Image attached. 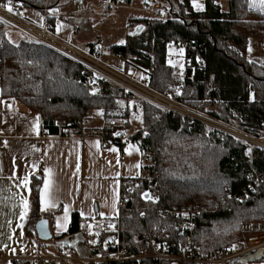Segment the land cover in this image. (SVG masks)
Masks as SVG:
<instances>
[{"label":"trees","instance_id":"1","mask_svg":"<svg viewBox=\"0 0 264 264\" xmlns=\"http://www.w3.org/2000/svg\"><path fill=\"white\" fill-rule=\"evenodd\" d=\"M44 1L12 0V3L43 9ZM62 1L66 0H57ZM150 1L164 10L166 18L133 20L135 28L142 26L143 31L139 35L128 33L125 43L113 46L112 53L148 74L145 82L155 90L251 135H264V67L248 56L250 39L264 40V14L250 10L248 0H229L227 12L221 9L219 0H204L201 12L192 8L191 0ZM175 6L178 12L174 11ZM54 20L52 17L51 21ZM2 28L0 24L2 92L28 110L39 112L49 134H59V122H66L83 136H110L117 129H125L119 125L112 127L111 122L123 118L116 100L129 101L131 97L105 81H99V91L93 94L76 63L29 40L13 42ZM171 44L184 47L182 75L168 63ZM87 47L98 54L96 45ZM145 105L144 130L134 133L129 141L137 143L144 157L150 156L152 164L143 166L142 175L134 179L136 191L128 195L120 209L123 242L132 244L138 235L149 233L156 226H168L170 235L177 240L173 217L160 218L158 213L206 205L210 211L198 219L195 235L200 253L213 257L241 244L244 239L241 223L264 219V184L238 201L226 199L223 187L227 185L233 193H240L247 186L248 147L229 134L197 122L189 124L171 114L156 118L157 111ZM91 111L103 112L102 128L85 126ZM116 144L123 150L126 143ZM252 159L254 168L264 171V150L255 148ZM157 183L161 186L159 199L155 202L144 199L142 194ZM40 188L41 181L34 179L33 225L43 217L39 211ZM214 199L216 206H212ZM81 225L82 220L75 214L68 232L56 240L81 235Z\"/></svg>","mask_w":264,"mask_h":264},{"label":"built area","instance_id":"2","mask_svg":"<svg viewBox=\"0 0 264 264\" xmlns=\"http://www.w3.org/2000/svg\"><path fill=\"white\" fill-rule=\"evenodd\" d=\"M105 2L104 5L112 7L125 4V8L132 11L142 12L145 8L151 11L155 10V4L146 0H130L120 5L112 2V0H106ZM4 4L6 3L0 1V24L3 26L2 29L6 32L17 31L26 40L52 50L67 61H78L79 65L86 69V87L90 92H95L98 89L99 81L109 82L119 86L121 91L127 95H133L141 101L156 107L159 109L160 115L171 114L173 117L186 119L189 124L197 122L229 134L237 143L248 147L250 150L249 164H253L252 157L255 148L264 150V135H251L217 118H213L207 113L192 109L186 103L158 93L156 90H152L150 85L136 79L134 73L126 75L125 70L113 68L98 56L88 59L81 54L82 48L61 38L55 32L51 22L53 15L49 13L47 7L44 8L43 25L39 26L28 18V9L23 4L19 2L12 3L13 11L11 13L2 6ZM76 5L82 10L90 8L88 3L86 5L81 0H77ZM57 125L60 136H72L73 130L66 122H59ZM111 126H116L115 122L112 121ZM114 133H120V135H114ZM129 139L130 135L125 129H117L110 136L100 137L104 147L116 143L125 144ZM2 148L3 142L0 139V150ZM255 169L253 165L248 170L247 186L240 193H233L229 186H224L225 198L230 201L248 198L260 185L264 184V171L257 172ZM250 177L251 179H249ZM136 188L134 179L124 178L122 180L118 203L119 209L125 206L128 195L134 193ZM160 188V184L157 183L150 187L146 193L157 201L160 196ZM216 205L217 202L214 199L212 206ZM209 211V206L206 205H189L169 212L158 213L160 218L173 217L177 240L170 235L168 226H156L149 233L138 235L132 244L124 243L121 238V220L118 216L98 221L99 226L90 235V241H95V243L88 242L85 246L87 249L85 255H74L70 248H66L64 245H56L51 255H18L11 258V261L13 264H44L48 262H58L60 264L79 262L82 264H105L108 262L147 264L149 261L153 264H235L236 261L246 255L264 250V219L244 221L240 225V230L244 234L241 244L236 245L234 250L232 247L223 254L204 257L200 253L195 235L198 219L209 213ZM183 213H187V215H182ZM110 223L114 225V229L108 227ZM96 233H99V235L97 236Z\"/></svg>","mask_w":264,"mask_h":264},{"label":"crops","instance_id":"3","mask_svg":"<svg viewBox=\"0 0 264 264\" xmlns=\"http://www.w3.org/2000/svg\"><path fill=\"white\" fill-rule=\"evenodd\" d=\"M90 2L94 3L92 0L86 1V3ZM123 9L129 10L128 8ZM73 12L63 13L58 11V14L62 16L60 17L61 21L73 24L66 17ZM133 20L138 19H131L130 22ZM52 23L57 33L58 21L56 17ZM59 36L70 41L61 34ZM86 43L84 47L73 44L82 49L87 45H96L99 49L98 54L101 56L100 41ZM183 48L171 44L169 57L181 55L184 61L183 65H185L183 53L180 52V49ZM115 57L122 62L121 68L109 64L107 61L106 63L121 70L128 67L132 68L123 59L116 55ZM259 63L257 62L258 65L264 67L263 62ZM132 69L138 79L144 80V82L147 80L148 75L144 71L134 67ZM184 71L185 67L183 73ZM0 101H3V103H0V139L3 142V148L0 150V264H13L11 258L18 255H51L56 245L67 243L71 245L70 249L74 255L87 254L85 246L90 241V235L93 234L94 229L99 226L98 221L119 216L118 203L122 180L124 178L138 179L142 175L143 166L148 165L140 146L133 141H128L122 150L117 144L104 147L100 141L101 136H83L76 134L74 131L71 137H62L58 133L49 134L43 126L41 114L37 111L28 110L15 98L4 95L1 85ZM37 116H39V134L33 130V124ZM86 127L88 129L102 128V126ZM128 134L131 137L134 133L129 131ZM5 141H7L8 147H4ZM97 141H99V147L96 146ZM33 146H35V149ZM112 147L119 150V163H117V153L108 150ZM137 148L139 149L138 152L135 150ZM125 149H128L131 155L126 154ZM77 157L79 158L78 172L76 169ZM13 162L16 164L15 168H13ZM137 163L140 164V168H136ZM33 164L36 165L35 168H33ZM44 168L52 170V195L59 202L55 209L42 212L52 234L51 240L39 239L35 228L38 221L33 225L31 220L34 202L33 181L34 179L40 180L41 188L43 187ZM14 171L17 174L16 178H10ZM117 173L119 175H116ZM25 175H29L30 192L23 187L16 186L19 179ZM116 194H118V202L115 209H113V199ZM21 195L29 200L31 206L27 218L23 221L19 218V197ZM64 204H71L72 210L67 231H58L56 220L57 217L62 216ZM81 211L85 212L86 218L80 215ZM101 212L104 213L103 216L99 215ZM75 214L79 215L82 220V234L74 239L56 240L57 237L68 232ZM18 224H22L23 227H17ZM88 225H92L91 233ZM28 230H30V234H28ZM9 236L12 238L8 239ZM4 245H7V247H4ZM13 249H15V252L12 251Z\"/></svg>","mask_w":264,"mask_h":264},{"label":"rangeland","instance_id":"4","mask_svg":"<svg viewBox=\"0 0 264 264\" xmlns=\"http://www.w3.org/2000/svg\"><path fill=\"white\" fill-rule=\"evenodd\" d=\"M81 1L83 3H86V1L88 0H81ZM92 1L94 3L92 2L90 3L94 4L93 7L90 10L83 13V12H80L78 8L76 10L75 0H71V1L66 0L62 2H57V0H45L43 3V9H34L33 7L28 8V18L30 20H33L37 25L42 26L43 25L42 17L44 13V8L47 7L49 9V13L57 18V21H58L57 33L59 35L61 34L64 38L70 40L71 42L75 44L80 45L81 47L86 46L85 45L87 44L86 42L95 43L97 41L98 42L100 41L101 42L100 54L102 56L100 57L102 58V60H104L105 62L107 61L109 64H112L116 67L121 68L122 62L119 59H117L115 55L111 52V48L113 46L123 45L126 40V34L134 30L135 24H133V21L130 22L131 19H139L143 17L152 18V16L148 15L147 13L140 12V11H131V10L129 11V10L123 9L125 8V4H122V5L120 4L125 3V2H119L118 4L120 6L118 7H111V6L100 7V5L103 4V0H92ZM198 2L204 5V0H198ZM219 4L221 6V9L224 12L228 11L229 0H220ZM57 8H58V11H62L63 13L73 12L74 10H76L75 12L70 13L69 15L66 16L74 25L71 24L70 22L61 21L60 17L62 16L58 14V11L56 12L51 11L52 9H57ZM108 9H111V11H109ZM174 9H175L174 10L175 12L179 11L178 6H175ZM160 10L162 11V17L165 19L166 15H165L164 10L162 9ZM75 31H78V32H75ZM7 37L13 42L25 40V38L18 33H7ZM121 41H123V43H121ZM249 47H251L252 49L251 52L248 51V56L250 60L256 63L257 62L264 63V40L252 38L250 39ZM85 48H88V47H85ZM97 51L99 53L98 47H97ZM169 61L172 62L169 64H171L172 66H175L178 69L180 75H182L183 69L185 67V65H183L184 61H183L182 56L177 55V56L169 57L168 62ZM181 65H182V68H181ZM115 87L121 91L119 86H115ZM98 91L99 90L93 93H97ZM121 93L131 98L129 101L125 99L122 101L120 99L116 100L118 111L123 113L122 114L123 118L120 120H114L113 122H115L117 126L119 125V127L122 126L123 128H125V130L128 133L129 131L132 133L143 131L144 125H142V122H143L142 107H146L145 104L147 103H145L144 101H141L140 99L132 95H127L123 91H121ZM164 94H166L168 97H171L167 93H164ZM142 102L145 104H143ZM149 106L153 107L152 105H149ZM153 108L157 111L155 114V117L159 118L161 114L159 109L155 107ZM102 114H103L102 111H91L89 113L90 118L87 122H85V126H88V127L103 126L104 119L102 118ZM209 128L212 129L211 127ZM149 159H151L150 156L146 154L145 156L146 163L151 165L152 162ZM45 264H59V263L51 262V263H45ZM74 264H80V263H74ZM235 264H264V259L259 260V261L245 262V263H243L242 259H240L239 261H236Z\"/></svg>","mask_w":264,"mask_h":264},{"label":"snow or ice","instance_id":"5","mask_svg":"<svg viewBox=\"0 0 264 264\" xmlns=\"http://www.w3.org/2000/svg\"><path fill=\"white\" fill-rule=\"evenodd\" d=\"M191 4H192V8L198 12L204 11V5L202 3H199L198 0H191ZM4 8H6V10L11 13L13 11V6H12V0H8V2L4 5H2ZM248 8L250 10H256L259 11L260 14H264V0H248ZM52 12H56L58 11V9H52ZM11 43V41H9ZM121 43H123V41H121ZM249 52L252 51L251 47H249L248 49ZM180 52L183 53V49H180ZM169 63H172L171 61H169ZM182 68V65H181ZM94 83V81H93ZM95 94V93H93ZM179 94V92L177 93ZM0 103H3V101H0ZM120 103V102H118ZM10 107V106H9ZM33 130L37 132V134H39V116L36 117V121L33 124ZM147 133H145L146 135ZM114 135H120V133H114ZM96 146L99 147V141L96 142ZM4 147H8V143L7 141L4 142ZM131 148V146H129ZM33 148L35 149V146H33ZM38 151V149H36ZM110 152L113 153H117V163H119V150L116 147H112L110 149H108ZM137 152L139 151V149H135ZM126 154L131 155V152L128 149H125ZM142 154V153H141ZM111 163V162H109ZM136 168H140V164L137 163ZM16 167L15 162H13V168ZM36 165L33 164V168H35ZM76 169L77 172L79 171V158L77 157V164H76ZM43 187L39 189V211L40 212H48L50 209H55L57 207V204L59 203L58 200L53 197L52 195V191H53V181L51 179V175H52V170L49 168H44L43 169ZM116 175H119V173H117ZM17 174L14 171L12 173V177L10 178H16ZM251 179V177L249 178ZM29 184H30V179H29V175H25L22 178L19 179L18 184L16 185L17 187H23L24 189L28 190L30 192V188H29ZM143 198L146 200H151L152 202H155V198H153L150 194L148 193H143ZM118 202V194L114 195V199H113V209H115L116 203ZM19 203H20V212H19V218L21 221L25 220L29 214L30 211V203L29 200L21 195L19 197ZM72 210V205L71 204H64L63 208H62V216L57 217L56 220V228L58 231L63 230V231H67L68 228V223H69V216H70V212ZM80 215L82 217L86 218V214L85 212L81 211ZM99 215L103 216L104 213H99ZM144 213H141V216H143ZM182 215H187V213H183ZM11 222L9 221V224ZM47 221L42 220L41 224H46ZM17 227L22 228L23 225L22 224H18ZM91 227L92 225H88L89 231L91 233ZM108 227L110 229H114V225L113 224H109ZM96 235L98 236L99 233H96ZM12 237L9 236L8 239H11ZM90 243H95V241H90ZM4 247H7V245H4ZM157 247H159V245H157ZM235 249V245H233V250ZM13 252H15V249L12 250Z\"/></svg>","mask_w":264,"mask_h":264},{"label":"bare ground","instance_id":"6","mask_svg":"<svg viewBox=\"0 0 264 264\" xmlns=\"http://www.w3.org/2000/svg\"><path fill=\"white\" fill-rule=\"evenodd\" d=\"M106 0H103V4L102 5H100V7H105V6H109V5H104L106 2H105ZM147 2H151V3H153L152 1H150V0H146ZM113 2V1H112ZM14 3V2H13ZM20 3V2H19ZM22 4V3H21ZM86 5H87V3H85ZM89 5H90V8L89 9H86V10H82V9H80L79 7H77V5H76V3H75V6H76V8H78L79 9V11L80 12H83V13H85L86 11H88V10H90L92 7H93V5L94 4H91V3H88ZM153 4H155V3H153ZM112 7V6H111ZM27 8V7H26ZM28 9V8H27ZM142 12H144V13H147L148 15H150V16H152V18L153 17H162V11L160 10V8L158 7V5H156L155 4V10L154 11H151V10H148V9H144ZM44 14V13H43ZM43 18V17H42ZM52 22V21H51ZM136 29V28H135ZM134 29V30H135ZM133 30V31H134ZM56 32V31H55ZM7 33H18L17 31H7ZM19 34V33H18ZM81 54H83L85 57H87L88 59L89 58H93V57H99L100 59H102L98 54H96V53H92V52H90V50L89 49H87V48H83L82 49V51H81ZM70 61H72V62H74V63H76L78 66H80L79 65V62L78 61H76V60H70ZM104 61V60H103ZM105 62V61H104ZM106 63V62H105ZM111 66V65H110ZM81 67V66H80ZM113 67V66H112ZM113 68H115V67H113ZM81 69H82V73L84 74V75H86V69L85 68H83V67H81ZM115 69H117V68H115ZM118 70H121V69H118ZM122 70H125L124 71V73L126 74V75H129V74H133V73H135L134 72V70L132 69V68H130V67H128V68H126V69H122ZM135 75V74H134ZM148 75V74H147ZM135 77H136V75H135ZM136 79H138L137 77H136ZM139 81H141V82H143V83H146V84H148L147 82H144V81H142V80H140V79H138ZM109 83V82H108ZM109 84H111V83H109ZM111 85H114V84H111ZM149 85V84H148ZM150 88L152 89V90H155L152 86H150ZM158 92V91H157ZM158 93H160V92H158ZM161 94H163V95H166V94H164V93H161ZM133 96V95H132ZM167 96V95H166ZM135 97V96H134ZM168 97V96H167ZM169 98H171V97H169ZM172 99H176V98H172ZM177 100V99H176ZM146 103V102H145ZM183 103V102H182ZM148 104V103H147ZM187 104V103H186ZM150 105V104H149ZM188 105V104H187ZM189 106V105H188ZM154 107V106H153ZM190 107V106H189ZM156 108V107H155ZM192 109H194V108H192ZM195 110H197V109H195ZM199 111V110H198ZM202 112V111H201ZM205 113V112H204ZM214 118V117H213ZM251 166H253V164H249V170H250V167ZM256 170V169H255ZM257 171V170H256ZM257 172H259V171H257ZM247 178H248V171H247ZM264 251V250H263Z\"/></svg>","mask_w":264,"mask_h":264},{"label":"water","instance_id":"7","mask_svg":"<svg viewBox=\"0 0 264 264\" xmlns=\"http://www.w3.org/2000/svg\"><path fill=\"white\" fill-rule=\"evenodd\" d=\"M143 31L142 26H137L136 29L133 31L134 35H139ZM44 220L46 221L43 217L36 223V233L39 239L41 240H51L52 239V234L50 231L49 226L46 224H41V221ZM66 248H71L70 244H65L64 245ZM264 256V251H258L254 254L246 255L245 257L242 258V262H250V261H259L262 259Z\"/></svg>","mask_w":264,"mask_h":264}]
</instances>
